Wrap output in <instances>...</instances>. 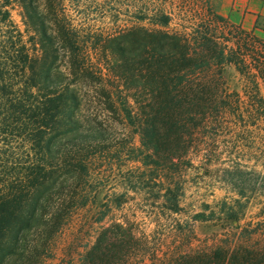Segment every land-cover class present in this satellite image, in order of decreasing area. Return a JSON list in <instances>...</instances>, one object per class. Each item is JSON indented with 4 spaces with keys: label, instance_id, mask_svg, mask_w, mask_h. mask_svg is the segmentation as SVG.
Listing matches in <instances>:
<instances>
[{
    "label": "trees",
    "instance_id": "16d2710c",
    "mask_svg": "<svg viewBox=\"0 0 264 264\" xmlns=\"http://www.w3.org/2000/svg\"><path fill=\"white\" fill-rule=\"evenodd\" d=\"M63 1L0 0V264H42L86 208L97 209L96 223L129 200L157 220L180 214L190 168L220 173L233 193L203 204L193 221L242 219L254 195L264 198V178L221 168L211 146L228 128L224 120L231 131L245 128L243 100L264 102V41L216 14L209 0H128L134 23L105 37L58 18ZM229 64L244 80L241 92L225 86ZM111 115L137 135V146L107 136ZM101 153L115 156L103 168L110 183L97 176ZM107 187L117 191L99 198ZM249 225L192 249L174 222L173 251L156 259L148 236L136 237L129 219L113 220L82 264H264V240L254 241L260 229Z\"/></svg>",
    "mask_w": 264,
    "mask_h": 264
},
{
    "label": "rangeland",
    "instance_id": "374dc122",
    "mask_svg": "<svg viewBox=\"0 0 264 264\" xmlns=\"http://www.w3.org/2000/svg\"><path fill=\"white\" fill-rule=\"evenodd\" d=\"M133 10L134 8L128 0H113L109 4L105 0H78L77 2L64 0L57 10V17L62 18L77 29L79 27L85 31L90 29L105 37L116 31L122 32L134 23ZM11 18L21 30L24 28L17 7L12 9ZM222 77L229 91L241 92L243 90L244 80L233 65L229 64L223 68ZM258 84L260 95L264 99V84L260 79ZM241 108L243 110L241 125L245 128L237 132L231 131V121L224 120L225 126L228 128L218 134L211 147L220 157L221 168H237L244 174L245 178L254 181L264 178V102L260 106L255 105L252 107L243 100ZM249 110H254V112L249 114L247 113ZM249 116L258 119L252 121ZM110 118L112 119H107V122H105L110 127L107 136L115 138L116 141L127 137L134 146L139 144L137 135L132 134L130 128L124 127L112 115ZM251 123H253L252 126ZM102 155L106 154L101 153L96 161L98 166L103 165L100 170L104 168V164L107 163L105 161L108 158L115 157L112 153L107 156ZM118 161L116 163L124 161V158L120 157ZM194 165L196 166V162ZM202 172L203 170L199 167L190 168L184 172V195L181 199L182 212L177 215H166L165 218L157 220L155 217L143 213L141 211L142 205L137 200H129L120 210L112 209L100 223H96L94 220L98 215L96 214L97 209L86 208L77 211L71 226L57 240L54 250L49 252V257L42 264H82L84 254L93 244L101 227L106 226L113 220L123 218L129 219L136 237L148 236L150 238L147 245L156 259L169 256L173 251L176 238L171 226L174 222L180 223L182 229L187 230L184 240L192 239L189 246L192 249L213 245L212 243L216 239L231 240L233 233L239 232L247 224H250L248 228L260 229L259 233L255 234V243L263 241L264 230L261 229H264V223L258 226L257 224L264 222V214H261L262 216L258 214L260 207H264V198H258L257 195H254L252 206L239 221L199 222L192 220L191 216L201 211L203 204L212 206L221 199L229 200L233 197V193L228 186L217 178V174L220 173L211 171L203 176ZM98 173L97 176L101 177L99 178L101 181L108 180L109 183L113 181V177L111 178L106 170L103 169ZM226 177L230 179V175ZM113 191L116 192L117 190L107 187L99 190L96 195L99 198H104L106 194L109 195ZM128 195H131V193ZM154 219H156V222ZM190 229L193 230V234H190ZM144 264H150V259L145 258Z\"/></svg>",
    "mask_w": 264,
    "mask_h": 264
},
{
    "label": "crops",
    "instance_id": "0c3cea01",
    "mask_svg": "<svg viewBox=\"0 0 264 264\" xmlns=\"http://www.w3.org/2000/svg\"><path fill=\"white\" fill-rule=\"evenodd\" d=\"M214 12L264 41V0H209Z\"/></svg>",
    "mask_w": 264,
    "mask_h": 264
}]
</instances>
